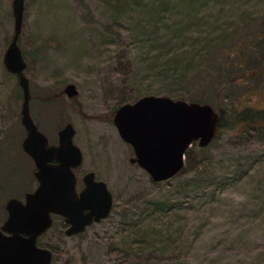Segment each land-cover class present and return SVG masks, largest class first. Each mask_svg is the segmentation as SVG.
I'll use <instances>...</instances> for the list:
<instances>
[{
  "label": "rangeland",
  "instance_id": "1",
  "mask_svg": "<svg viewBox=\"0 0 264 264\" xmlns=\"http://www.w3.org/2000/svg\"><path fill=\"white\" fill-rule=\"evenodd\" d=\"M13 25L11 0H0V221L6 200L37 184L21 146L22 89L3 63ZM17 40L34 121L50 142L71 121L78 185L93 170L114 198L107 217L77 234L53 215L39 237L53 264H264V123L232 124L228 114L264 109V60L247 64L264 41V0H25ZM68 82L76 95L63 91ZM147 93L226 110L210 144L189 146L184 171L163 181L130 161L113 122L121 103Z\"/></svg>",
  "mask_w": 264,
  "mask_h": 264
},
{
  "label": "water",
  "instance_id": "2",
  "mask_svg": "<svg viewBox=\"0 0 264 264\" xmlns=\"http://www.w3.org/2000/svg\"><path fill=\"white\" fill-rule=\"evenodd\" d=\"M14 32L4 55L6 68L18 76L22 89L20 120L25 128L23 150L34 162L36 186L24 198L9 197L7 216L0 226V264H53V251L37 244V238L53 223V215L63 217L67 235L77 234L92 222L107 217L114 205L113 194L105 180L95 178L93 170L82 175L78 188L75 167L83 160L81 147L74 142L75 127L66 122L57 131V141L34 121L30 112L29 79L24 73L26 60L18 45L22 29L24 0H13ZM77 94L73 82L64 89ZM219 113L209 103L147 93L134 101L121 103L113 122L120 136L133 147L130 161L144 168L153 181L178 174L185 165V153L197 143L206 146L216 136ZM8 232V233H5Z\"/></svg>",
  "mask_w": 264,
  "mask_h": 264
},
{
  "label": "trees",
  "instance_id": "3",
  "mask_svg": "<svg viewBox=\"0 0 264 264\" xmlns=\"http://www.w3.org/2000/svg\"><path fill=\"white\" fill-rule=\"evenodd\" d=\"M258 45L260 47L259 51H258ZM252 47H254V49L252 48V50H250V55L248 56L250 58H248L249 60L247 61V64L252 65V66L250 68H248V70H251V68H253V66H255V65H259V62L264 60V55L262 54V53H264V41H260V43L255 42L254 46H252ZM263 65H264V62H263V64H261L259 66V67L262 66V70H258V69H255V70L261 71V73H262V71H264ZM248 70H245V68H244L243 70L240 71V73L244 74ZM216 75L218 76V79L225 77L224 80L230 79V77H231V76H228L227 74L225 75V72H220L219 70H216ZM190 100H195V99L191 98ZM198 101H200V100H198ZM201 101L206 102L205 100H201ZM217 105L218 104L215 103L213 106L219 113L218 130H217V133H218L220 131L221 127L224 125V117H225V111L226 110L223 107H217ZM228 114H229V117L231 118L232 124L233 123H239V122H245L248 125H251V123L253 121H257V122L262 121V123H264V109H261V108L256 109V108L247 107V106L246 107L234 106L233 108L228 109ZM181 171H184V167L182 168ZM54 215H56V214H54Z\"/></svg>",
  "mask_w": 264,
  "mask_h": 264
},
{
  "label": "flooded vegetation",
  "instance_id": "4",
  "mask_svg": "<svg viewBox=\"0 0 264 264\" xmlns=\"http://www.w3.org/2000/svg\"><path fill=\"white\" fill-rule=\"evenodd\" d=\"M13 2V0H11V3ZM24 7H25V0H24ZM50 142V141H49ZM96 178V177H95ZM98 179V178H97ZM78 188H81V186H79L78 185ZM6 216H7V210H6ZM6 216L0 221V226H1V224L3 223V221H4V219L6 218ZM54 217V216H53ZM65 223V222H64ZM65 226H66V223H65ZM5 233H8V232H5ZM45 233V232H44ZM42 235V234H41ZM40 235V236H41ZM39 236V237H40ZM39 237L37 238V244H39V245H42V244H40L39 243ZM44 246V245H43ZM52 259H53V256H52Z\"/></svg>",
  "mask_w": 264,
  "mask_h": 264
}]
</instances>
